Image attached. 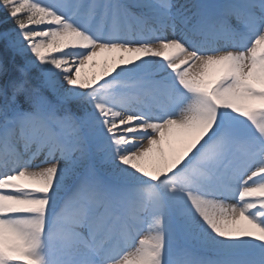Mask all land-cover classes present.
Wrapping results in <instances>:
<instances>
[{
    "label": "snow or ice",
    "instance_id": "snow-or-ice-1",
    "mask_svg": "<svg viewBox=\"0 0 264 264\" xmlns=\"http://www.w3.org/2000/svg\"><path fill=\"white\" fill-rule=\"evenodd\" d=\"M0 264H264V0H0Z\"/></svg>",
    "mask_w": 264,
    "mask_h": 264
},
{
    "label": "trees",
    "instance_id": "trees-1",
    "mask_svg": "<svg viewBox=\"0 0 264 264\" xmlns=\"http://www.w3.org/2000/svg\"><path fill=\"white\" fill-rule=\"evenodd\" d=\"M8 26H11V25L9 24ZM8 59L11 60V57L9 56Z\"/></svg>",
    "mask_w": 264,
    "mask_h": 264
}]
</instances>
